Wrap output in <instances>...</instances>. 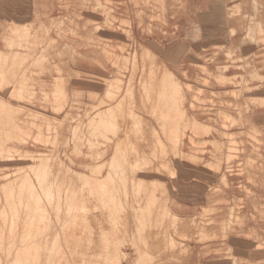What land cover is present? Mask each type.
<instances>
[{
    "label": "rangeland",
    "instance_id": "1",
    "mask_svg": "<svg viewBox=\"0 0 264 264\" xmlns=\"http://www.w3.org/2000/svg\"><path fill=\"white\" fill-rule=\"evenodd\" d=\"M46 1H26L25 4L29 5L24 10L25 20H17L16 24L23 23L20 32L30 28L29 38L39 48H47L51 54L47 60L52 65L60 60L61 55L65 63L75 64L74 54L81 48L87 34L106 47L111 65L106 69L90 68V75L100 85L86 89L83 95L80 93L82 89L77 88V80L62 71L63 82L48 80L47 85L44 84L45 75L40 76L42 70L38 67L30 69L31 78L20 76L28 80L18 81L19 87L5 90L0 95L1 99L9 98V103L0 104V127H4L3 123L9 121V117L22 123L15 128V137L12 135L15 132L10 133L13 141L9 139L8 142L0 129V212L5 205L1 186L6 173H16L17 170L25 173L17 183L31 180L38 187L33 170L28 168L40 161L44 164L48 158L49 169L45 170L47 173L52 171L48 180L52 179L49 181L54 183L56 178V184L62 182L59 185L63 190L60 217L55 216L51 204L50 208L48 206L52 202L43 196L42 206L50 213L37 217L40 219L37 236L40 240L32 241H36L37 248H40V252L36 250L38 259L43 263L53 261L57 264H208L211 259L218 262L211 264H233L235 261L264 264V110H255L253 114V105L252 110L248 109L241 117L219 112L224 104L244 101V95L234 93L240 88L242 79L252 77L255 70L258 71L255 74L264 76V48L256 51L250 40L260 28L252 24L237 29L242 33H235L236 23L225 24L231 15L226 14L229 6L239 5L242 11L249 12L252 3L249 0H100L109 16L105 14L101 21L87 24L83 36L80 7L90 11L95 0H53V12H38L39 6L38 10L47 6ZM99 11L104 13L103 8ZM46 21L53 32L51 38L40 45L37 37L41 30H45L42 24ZM6 24L9 25L8 22ZM4 33L5 29L0 31V40ZM60 47L65 49L63 53ZM136 49L140 65L134 75L131 60ZM171 53L178 54L176 60L172 56L171 60L166 58ZM142 58L172 62L165 68H161L163 63L160 68L156 65H151L153 69L150 65L144 67L145 73H149L147 77L158 83L150 90L151 97L146 99L148 108L144 110L140 107V92L137 93L143 76L141 73L144 72ZM223 67L233 68L223 71ZM242 76L244 78L241 79ZM166 83L172 85L165 86ZM145 88L148 89L147 84ZM63 93H67L73 108L64 116V123L58 122V125L53 120L56 109L52 108L50 101L55 102ZM172 93L177 103L183 102L180 106L184 109L196 110L199 115L203 110L202 121H199L200 117H190L188 112L186 118L175 117L180 107L173 108ZM162 94L170 101L163 109L168 110V114L157 107V99ZM131 95L136 96L132 97V103ZM107 97L116 98V109L102 110L101 116H97V112L92 115L94 105ZM39 105L48 108L43 112ZM153 109L158 112H152ZM115 113L119 119L114 118ZM43 114L51 120L45 119ZM256 116L259 119L254 121ZM248 120L249 123L246 122ZM42 123L49 126L38 133L40 130L34 127ZM230 123L248 128L240 134L230 135L229 131L233 129L228 127ZM97 126L119 136L121 143L117 146L110 140L111 136L104 139L98 135L95 131ZM218 128L227 134L217 136ZM36 134L50 137V142H39L43 138ZM35 135L42 139H34ZM3 137L8 142L6 147ZM103 154L105 160L100 159ZM39 157L43 159L39 160ZM121 162L126 164L123 172L120 170ZM17 167H25L26 170L20 172ZM135 176L139 177L138 182L144 181L132 185L131 180ZM123 180L127 182L126 188H123ZM55 183L53 194L56 196L55 188L59 187ZM184 184L197 188L203 193L201 195L211 194L212 197L206 205L200 204L189 219L171 209L177 185ZM82 190L85 191L83 194ZM111 190H116V193ZM69 196H72L71 201ZM64 198H68L67 201ZM78 199L85 202L81 203L86 207L78 203ZM86 200L90 201L88 207ZM69 201L71 206L75 202L78 203L76 206H82L74 209L73 205L69 214ZM53 202L56 205V201ZM83 207L91 212L86 213ZM121 209L127 211V216L120 212ZM75 212L80 214L75 216ZM85 213L90 214L89 217L94 215L96 219L91 217V221ZM21 217L24 218V214L18 217L23 225L22 221L26 219ZM16 218L14 221L18 220ZM51 218L52 225H48ZM7 219L3 222L7 223ZM10 219L7 228L10 227ZM3 222L0 219V228ZM21 225L17 226L15 240V235L8 233L3 239L1 250L10 248L13 256L6 259L7 250L5 257L2 252L0 264L16 261L14 254L18 251L12 247H19L20 238L26 234L24 230H29L26 229L28 224L23 225L24 230ZM140 229L145 231H139L141 234L138 235L136 230ZM242 239L250 249H255L254 252L253 249L242 252L238 248L242 247ZM32 241L22 243L24 247H33L31 256L36 249Z\"/></svg>",
    "mask_w": 264,
    "mask_h": 264
},
{
    "label": "bare ground",
    "instance_id": "2",
    "mask_svg": "<svg viewBox=\"0 0 264 264\" xmlns=\"http://www.w3.org/2000/svg\"><path fill=\"white\" fill-rule=\"evenodd\" d=\"M26 1L28 2V0H26ZM249 1L253 5V7L251 9H249V12L242 11L241 6H239V5H235L234 4L232 7L229 6L228 10L226 11V14H231V15L229 16L230 19L225 17L226 18V23L225 24L229 25L228 24L229 22L236 23L237 26L234 27V29L236 30L235 33H242L241 31H237V29H239V28H243V27H246V26H250L252 24H256L260 28V29H258L259 32L257 34H255L250 40L252 41V45L254 46L255 50L257 51V50H259L261 48H264V0H249ZM25 2H24V0H3V1H0V6L2 7L1 8L2 12H3V14H5V18H6V20L9 23V25L6 24L4 36L1 37V41L3 43V50L0 49V95H3L5 90H8V89L14 88V87H19L20 83H23L25 80H28V78H31L29 76L30 69L31 68H37V67L42 70V72H39V73H41V75L40 74H38V75H40V76L45 75V77H44L45 79L44 80H46V81L43 80V82H45L44 84L48 83L47 82L48 80H54L55 83L63 82L62 81L63 77H61V72H60V71H62V72H65L66 74H68L70 76V78L72 77V78H75L77 80L76 85H77L78 89L85 90V89H89L92 86L97 87V85H100V83L95 81L93 79V77L90 75L89 70L93 66H97L100 69H106L109 65H111V63H110V61L108 59V52H107L106 47L105 46H101L98 43V41H97V39L95 37H93V36H91L89 34L85 35V30L88 28L87 24L88 25H92L93 23L101 21L103 19V17L105 16V14H107V16H109V13H108L106 7L104 5H102V4H100V0H95L94 1L95 6H91L90 7V11L87 8L80 7V9L82 11V14H79V17L81 18L82 22L84 23V30L82 32V35L83 36L85 35V37H84V42H83L81 48L74 54V57L76 58L77 62L75 64H73V65L65 63L63 55L60 56V60L57 63L52 65V63H50V61L47 60V56L51 55V54H48L47 48L46 47L45 48H42V47L39 48V46L31 38H29L30 33H31L30 28L28 29V27H26L24 25V27H26V28H24L25 30L23 32H20L21 27H23V26H21V25H23V23H21L18 26L17 25L18 24L17 20H19L21 22H24V20H25L24 10L26 9V7H28L26 5H29V4H25ZM157 3H158V1H157ZM214 3H216V2H214ZM46 8L50 9L47 6H45V7H43V9L38 10L39 9V7H38L37 11L40 12V13L41 12H49V11L46 10ZM102 8H103V12L104 13L99 11V9L101 10ZM208 8H211V7H208ZM249 8H250V6H249ZM211 9H213V8H211ZM50 12H53V11L50 10ZM197 15H199V14H197ZM203 15H205V14H203ZM213 15H214V13H213ZM216 16H218V15H216ZM141 18H142V16L140 17V21H141ZM139 24L141 25L140 22H139ZM12 25H14V26H12ZM213 25H217V23H214ZM47 26H48V21H46V22H44L42 24V27L45 30H41L40 34H39V37H37L39 39V44L40 45L44 44L46 41H48L51 38L53 29L50 28V27H47ZM239 26H242V27H239ZM222 28H225V27H222ZM225 29H227V28H225ZM7 30H8V33H7ZM231 36H232V34H231ZM62 48L63 47H60V49H62ZM37 49H38V52H37ZM64 51H65V49H62V53ZM136 51H137V49L133 52L132 60H131V63H132V66H133L132 70H133V74L134 75L136 74L137 68L140 65V63H139L140 57H138V53H136ZM252 52H254V50ZM252 52H250V53H252ZM263 54H264V52H263ZM170 56H172V58L175 59L178 56V54L174 55V54L171 53V54H169V58L166 57V56H164V58L166 57L167 59L171 60ZM31 60H32V62H30ZM163 61L165 62L166 59L162 60L160 58L158 61H148L147 59L142 58V62H143L142 66H143V71L144 72L141 73V75H143L144 77L143 76L141 77L142 80L140 81V87H139V91L137 93L140 92L138 94V98L141 101L140 107L143 110L148 108V103H147L146 99L151 97L150 90L154 86H157V84H158L157 82H154V81L150 80L151 77H147V75H149V73H145V68L144 67H147V65H150V68L153 69L154 67H152L151 65H156V66H158V68H160L162 63H163ZM168 62L167 63H163V66L161 68H165L166 67L165 65H171L172 62L171 63H168ZM240 67H236V68L240 69ZM230 68H233V67H223V69H224L223 71H228ZM217 69H219V68H217ZM249 69H247V72H250ZM252 70L254 71L255 68H252ZM52 72H54V73H52ZM254 72L257 73L258 71L255 70ZM255 73L251 75L252 77H250V78H248V79H246L244 81L242 79V78H244V76H242L241 77L242 80L239 83L240 88H237V89L234 90V93L240 94V95H244V101L236 102V103H228L226 105L224 104V106H221L222 109L219 112L226 113L228 116H231V115L235 114V115H238V116L241 117V115L245 111H248V109L251 108V110H252L253 105H254L253 111H252L253 114L255 113V110H258V112H259V110H264V76H261V75L258 76ZM21 75L27 76L28 78L20 77ZM33 79L36 80L35 77H33ZM146 84H147L148 89L145 88ZM164 85L165 86H171L172 84L166 83ZM130 89L132 90V87ZM129 97L130 96H128V98ZM132 97L136 98V96L135 95H131V103H132ZM171 97H172V100H173V108L178 109L180 107V109H179L180 111H178L176 113L175 117L186 118V117H188L186 115V113L188 112L190 117L191 116L194 117V118L200 117L201 120L199 119V121H202L201 117H204L202 115V114H204L203 110H202V113L199 115V114L196 113L197 112L196 110L184 109L182 106H180L183 102H180V103L176 102V98H175L174 93L171 94ZM1 98L2 97H0V104L1 105L9 103V100H8L9 98L8 97L3 98V99H1ZM57 99L60 100V101L55 100V99H54L55 102L54 101H52V102L50 101V103L52 104L51 105L52 108L56 109L55 113L53 114V120L55 122L57 121V123L59 122L60 124H62V123H64V116L67 114V112H69L73 108V105L68 101L67 93H63ZM128 100H130V99H127V101ZM56 102H57V104H56ZM129 102H127V103H129ZM169 103H170L169 99L164 97L163 94L161 96H159L158 99H157V107L161 108V111L163 113H167V114L169 113L168 110H163L165 107H167L169 105ZM13 104H14V102H13ZM19 104L20 103H18V105ZM92 105H94V104H92ZM134 105H137V104H135V102H134ZM128 106L130 108H132L130 106V104ZM137 106H139V105H137ZM39 107L41 108V111H43V112H45V108H48L47 106H44V105H41V106L39 105ZM95 107H98V108H96V110L94 111ZM104 107H106V108H104ZM119 107H120V105H118V108ZM102 108H104V109H102ZM138 108L139 107H137L136 110H138ZM199 108H201V107H199ZM94 109L92 110L93 112H91V113H92V115L98 113L97 116L98 115H100V116L102 115V113H103V112H101L102 110H105V109L115 110L116 109V98L107 97V98H104L102 100H99V102L94 105ZM133 109L132 110L129 109V111H134ZM152 112L156 113V112H158V110H154L153 109ZM120 113H121V111H120ZM45 117H46L45 119L51 120L47 116H45ZM12 118H14V117H9L8 119H9L10 122L7 121L8 123L7 122L3 123L4 127H2V125L0 127L1 132H4V133H2V135L4 134V137H6L8 139V142H9V139L12 138V135H13V137H15L14 136V135H16V131H14L15 128L22 124L21 122L16 120V121H18V125H16L15 124L16 121L13 120ZM114 118L115 119H119L117 113L114 114ZM173 119H174V117H173ZM257 119H259L258 116L254 117V121H257ZM102 120H104V119L102 118ZM49 122H48V124H49ZM158 122H159V120H158ZM195 122L200 123L197 120H195ZM246 122L249 123V120L246 121ZM59 123H58V125H59ZM172 123H173V120L171 122V125H172ZM233 123H232V125H231V123L228 125V127L233 128V129H231V131H229L230 135H233V133L240 134L241 132H243V130L245 131L246 128H248V127H244V126L243 127L242 126L241 127L240 126L237 127V126H234ZM33 125L35 126L36 124H33ZM49 125H46V127L48 128ZM36 126L34 128H36L37 130H40V132H38V133H42L41 131H43V129L46 128L44 126V123H42V125H38L37 124ZM6 128L7 129L10 128L8 130H11V131L8 132V130ZM31 128H33V127H31ZM253 128H256V127H253ZM216 130H217V133H216L217 136H223V135L227 134V131L223 130L222 128H218ZM95 131L97 132L98 135L99 134H100V136L102 135L103 138L105 137V138L109 139L110 136H111L112 138L110 140H112L114 142V144H116L117 146L121 143L119 136H117L115 134L112 135L111 133L106 131L102 126L95 127ZM13 132H15V133L12 134ZM215 132L213 134H215ZM36 135L37 136L38 135L42 136V134H36ZM36 135L34 136V139L38 140V139H42L43 138L42 141L41 140L39 141V142H42V143L45 142L47 144V142L51 139L50 137H49L50 139L47 138L48 136H46V137L42 136V138L41 137L38 138ZM4 137H3V139L5 140V147H6V143H8V142H7V140ZM213 137H215V136H213ZM44 138H46V139H44ZM96 138H97V136H96ZM12 139H14V138H12ZM12 139H10V140L13 141ZM44 140H48V141H44ZM116 145H114V146L116 147ZM178 145L182 146L181 143H179ZM7 147H8V145H7ZM52 152H54V151H52ZM58 153H59V151H58ZM44 155H46V157H47V154L44 153ZM104 155L105 154H103L100 159L105 160L104 159ZM46 157H44V158H46ZM41 158L39 157L38 159L42 160L43 158L42 159ZM117 158H118V155L116 156V159ZM35 159H37V158H35ZM110 159H111V156H109L108 160H110ZM47 160H48V158H47ZM53 160L55 161L54 157H53ZM40 162L43 163L42 161H40ZM40 162H39L38 165H34V166L30 165L29 168H28V169L33 170L32 171L33 175H34V177H36V180H37L36 183L38 182V184H39L38 187L36 185H33L31 180L26 181L27 183L26 182L25 183H22V182L17 183V181H19V180L21 181V177L25 175V173L21 174V173L17 172L18 170L16 171V173H13V172H12L13 174L12 173L11 174H9V173L7 174L6 173L3 176V179L5 180V182H4L3 185L1 184L2 185L1 189L4 191V195H5L4 202H5V205H3L2 209H1L0 219L2 220V222L3 221L6 222V219L8 217H11L13 219L11 220L9 218L11 220V222H12V223L11 222L9 223L11 228L10 227L7 228V226H6V224L8 223L9 219H7V223L3 222V227L1 226V228H0V258H1V256H3V254H4L3 257H5V253L4 252L6 250H7L6 252H8L7 257H5L6 259L13 256L12 255L13 251L11 252L10 248L6 249L4 251L1 250L2 249L1 248L2 247L1 243L3 242V239H5V236H7L8 234L15 235L14 240L17 238V236H16V234L18 233L17 226L21 225V223L19 222L20 219H18V217L21 216V213L24 214V218L23 217H21V218L26 219L25 222H24V220L23 221L21 220L22 224L23 223H25L23 225L28 224V225H26V229L27 228L29 229V230H24L25 229L24 226L21 225L23 227V230L25 231L24 233H26V234L22 235V237L20 238L19 247L18 246L17 247H15V246L12 247V249L17 250L18 253L14 254V257L16 258V261L8 262V264H57L56 262H53V261L52 262L46 261L44 263L41 262L38 259V256L36 255V254H38V252L36 253V250L38 249L37 247H39V246H36V245H38V244L35 243L36 241H32V240H37L38 239L37 236H38V233H39V230H38L39 229V220H40L39 218L43 217L45 215L48 216L49 213H50L49 210H48V213H47V210L42 206V202H43L44 198L47 201L52 202V203H49L48 206H49V208L52 206L51 209L55 210V214H56L55 216L56 217L59 216V212L61 211V207H60L61 205H59V204H61V202L63 200L62 193H61L63 190L61 191V187H59V185L62 184V182H60V184H56L55 182L56 181L58 182V179L55 178L56 181L54 183H55V185H57L59 187V188H55L56 189V194H58V195L55 196L53 194V187H55L54 183L52 182L53 180L52 179H49V180H52V181L48 180L50 174H52L51 173L52 171L50 170L51 171L50 172L48 170V173H47V171L45 170V169H49L48 168L49 167L48 166L49 163L46 162V164H45V162H44V164H45L44 165V164H41ZM25 167H21L20 169L18 167L17 168L21 172V170H26ZM125 168H126V164L121 162V165H120L121 172H123V170H125ZM27 176H29V173H27ZM41 177H43V180H41ZM52 178H53V175H52ZM140 178H141V176H140ZM138 179H139V177L136 178V176H135L133 178V180H131V184L132 185L134 183L135 184L136 183L140 184L141 182L144 181L143 178H142L143 181L138 182V181H140V179L139 180ZM15 183H17V184H15ZM126 185H127V182H125L123 180V188H126ZM91 190H92V188H91ZM66 191H65V193H66ZM117 191L119 192V190H117ZM76 192L77 191H75V193ZM84 192L85 191L82 190L81 193L83 194ZM111 192L112 193H116V190H111ZM90 193L91 192H89V194ZM76 194L78 195V193H76ZM89 194H87V195L89 196ZM73 195H75V194H73ZM92 195H94V193ZM43 196H45V197L43 198ZM69 197H70V201H71V197L72 196H69ZM76 197L79 198L78 196H76ZM83 197H84V195H83ZM81 198H80V200H81ZM89 198L92 199L94 197H90L89 196ZM67 199H65V200L67 201ZM80 200L78 201V203L82 202V201L80 202ZM88 200H90V199H88ZM88 200H86V201L88 202ZM95 200H96V198L94 199V201ZM53 201H56V203H55L56 205L53 204L54 203ZM70 201L67 202V203H70V207H71L70 210H69V208H67L69 210V214H71V211L73 209L72 206L74 205L73 204L71 206V204L74 203V200H72L73 201L72 203ZM83 201H84V199H83ZM90 201L88 202L87 207L89 206ZM94 201H92V202H94ZM76 203L77 202H75L74 209L79 207V205L76 206ZM82 203H85V202H82ZM50 204H51V206H50ZM81 204H80V207L83 205V204L82 205ZM67 205L69 206V204H67ZM83 206H85V205H83ZM85 207H83V208L86 211V213L91 212V211H87L85 209ZM46 208L48 209V207H46ZM90 208L91 207H89V209ZM8 210L12 211V212L10 211V213L13 216H11V215L9 216L10 213H8ZM93 210H94V208H93ZM121 210L122 211H120V212H122L124 215L127 216V211L125 209H121ZM13 212H14V214H13ZM77 213H79V212H75V213H73V215L77 216L78 215ZM43 214H45V215H43ZM60 215H61V213H60ZM86 215H88V214H86ZM1 216H2V218H1ZM82 216H84V214ZM89 216H90V214L88 215V217ZM117 216H119V215H117ZM37 217H39L38 220H37ZM86 217L84 216L85 219H87ZM91 217H92V215H91ZM91 217H89V218L91 219ZM93 217H94V220H95L96 218H95L94 215H93ZM15 218L18 219V220L14 221ZM49 220L51 221V223L49 222L48 225H52V218L49 219ZM91 221H93V219H91ZM90 222H89V224H91ZM94 222H92V223H94ZM15 227H16V229H15ZM31 228H32V230H31ZM141 230H143V229L136 230L138 235H140L142 232L145 231V230H143V231H141ZM139 231H141V233H138ZM40 232H42V230H40ZM39 240L40 239H38V242H39ZM31 241H32V243L34 242L35 246H36L35 247L36 249H34V251H35L34 253L35 254L33 256H31V253H30L33 250V247L32 248L30 246L24 247L22 245V243H25V242H29L30 243ZM87 248H86V251H87ZM24 250H26L27 253H21ZM38 251L40 252V248L38 249ZM2 252H3V254H2ZM242 252H246V251L243 250ZM1 262H2V260H1ZM6 263H4V264H6ZM233 264H247V263H242L240 261H235Z\"/></svg>",
    "mask_w": 264,
    "mask_h": 264
},
{
    "label": "crops",
    "instance_id": "3",
    "mask_svg": "<svg viewBox=\"0 0 264 264\" xmlns=\"http://www.w3.org/2000/svg\"><path fill=\"white\" fill-rule=\"evenodd\" d=\"M46 2H47L46 5L48 6V8H50V9H46V10L50 12L51 8H53L52 7L53 0H50V1L47 0ZM38 6H39V4H38ZM1 8L2 7L0 6V31H3L5 29L6 23L8 21L6 20L5 14H3ZM0 47L3 49V43H2L1 40H0ZM85 91H86V89L85 90H81L80 93L83 95V93H85ZM201 194H203V193L200 192L197 188H194L193 186H188L186 184L177 185L176 192H175V194H174V196L172 198L173 201H172L171 209L173 211H175L178 215H180L181 217H183L185 219L192 218L193 215L195 214L196 209L198 208V206H200V204L206 205L208 203L207 201L210 198H212L211 194H205V195H201ZM243 238H244V236H243ZM241 242L243 244H242V247H238L239 249H241L242 251L243 250L244 251H249V250L253 249L252 252H254L255 249L254 248L250 249L248 247L249 244H247L245 242V239H242ZM255 253H256V251H255ZM212 262H217V261H213L211 259V262H209L208 264H211Z\"/></svg>",
    "mask_w": 264,
    "mask_h": 264
}]
</instances>
